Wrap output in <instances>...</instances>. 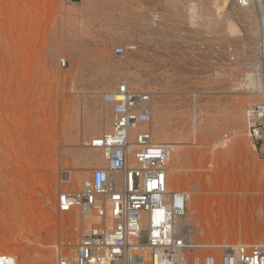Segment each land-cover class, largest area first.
Instances as JSON below:
<instances>
[{"label": "rangeland", "instance_id": "rangeland-1", "mask_svg": "<svg viewBox=\"0 0 264 264\" xmlns=\"http://www.w3.org/2000/svg\"><path fill=\"white\" fill-rule=\"evenodd\" d=\"M148 1L0 0V253L18 264L73 257L94 222L78 207L59 211L58 197L105 165L90 143L110 127L102 94L121 82L152 93V131L172 148L169 190L190 195L192 239L216 255L241 242L264 244V158L246 123L264 93L250 82L260 77L252 58L259 37L246 36L237 0ZM136 9L152 11L153 33L130 20ZM224 18L240 31L206 28L204 20ZM164 21L181 27L176 39L161 34ZM93 153L91 164L83 162ZM67 171L77 174L66 179Z\"/></svg>", "mask_w": 264, "mask_h": 264}, {"label": "built area", "instance_id": "built-area-1", "mask_svg": "<svg viewBox=\"0 0 264 264\" xmlns=\"http://www.w3.org/2000/svg\"><path fill=\"white\" fill-rule=\"evenodd\" d=\"M255 0H238L248 7ZM264 9V0H258ZM259 75L264 90V12L259 19ZM115 52L122 54L123 47ZM62 66L66 61L62 60ZM112 123L90 146L102 151L103 167H95L82 188L61 190L58 208L78 207L94 222L84 230L73 258L58 264H264V244L238 243L221 254L207 253L189 237L184 218L189 193L169 190L172 148L155 140L152 131V93L121 82L102 94ZM248 135L264 158L263 99L247 110ZM0 264H18L15 256L0 253Z\"/></svg>", "mask_w": 264, "mask_h": 264}, {"label": "bare ground", "instance_id": "bare-ground-1", "mask_svg": "<svg viewBox=\"0 0 264 264\" xmlns=\"http://www.w3.org/2000/svg\"><path fill=\"white\" fill-rule=\"evenodd\" d=\"M227 1H229V0H227ZM143 2H146V0L144 1L143 0ZM147 2H149L148 0H147ZM146 2V3H147ZM237 2V5L238 6H240V8H237L235 11H234V14L237 16V17H239V20L241 21H243L245 24H246V29H245V31H246V36L248 37V39H251L252 40V43H253V41H257L258 40V37H259V34H260V27H259V29L258 30H256V28L253 26L254 24H256V21H258V19H260V15H261V13L262 12H264V9L263 8H261L260 7V4H259V2H258V0H255V2H254V4H252V5H250V6H248V7H244V6H241V5H239V3H238V0L236 1ZM135 3V2H134ZM176 3V2H175ZM175 3H174V8L176 7L175 6ZM226 3V2H225ZM148 4V3H147ZM177 4V3H176ZM181 4V3H180ZM139 5V4H138ZM178 5H179V2H178ZM237 6V7H238ZM152 7V6H151ZM154 7V6H153ZM219 7V6H218ZM225 7V6H224ZM176 9H177V7H176ZM175 9V10H176ZM209 9V8H208ZM212 9V8H211ZM235 9V8H234ZM153 10V9H152ZM171 10H173V8L171 9ZM170 10V8L168 9V13L171 11ZM178 10H180V8L178 9ZM177 10V11H178ZM148 11H149V9H148ZM209 11H210V9H209ZM132 14H131V19L130 20H132L134 23L133 24H136V26L137 27H140V29H141V26H144V28H145V30H148V31H150V26L152 25V23H153V21H154V19H153V14H152V11L151 12H147V11H139V10H132ZM174 13H176L175 11H174ZM188 13V12H187ZM191 13H193L192 11H191ZM195 13V12H194ZM155 14V13H154ZM170 15H171V13H169ZM178 14V13H177ZM181 14V13H180ZM208 14V13H207ZM130 15V14H129ZM168 15V14H167ZM166 15V16H167ZM172 15H174V14H172ZM187 15V14H186ZM198 15V14H197ZM176 16V14L174 15V16H169V20H172L171 18H173V17H175ZM177 16H180V18H182L183 19V17H186L187 18V16H183V14H181V15H177ZM176 16V19L178 18ZM182 16V17H181ZM203 16V15H202ZM210 16V15H209ZM189 17V16H188ZM158 18V17H157ZM180 18L179 19H177V20H180ZM186 18H184L182 21H184ZM191 18H194L193 17V15L191 16ZM190 18V19H191ZM208 18V17H207ZM210 18V17H209ZM229 18V17H228ZM227 18V19H228ZM231 18V17H230ZM167 19H168V16H167ZM174 19L175 18H173V20L172 21H174ZM189 19V20H190ZM204 19V18H203ZM216 19V18H215ZM215 19H213V20H215ZM226 18H224V20H225ZM225 20V21H221L220 20V23L221 24H219L218 22H216V20L215 21H213L212 19H206V21L204 20V22H206V28H208L209 30L210 29H212L213 30V32H215V31H223V32H226V33H228V34H234V33H236V32H239L240 30L236 27V25L231 21V20ZM128 20V19H127ZM168 21V20H167ZM167 21H166V23H165V21H164V25H165V28H166V30H165V32L163 33H161V34H163V36H164V34L167 36V37H169V39H172V38H170V36L172 35H175V34H177L178 33V31L181 29V27L178 29V27L177 26H175L176 28H174L173 27V25H174V23L173 24H171V23H167ZM182 21L180 22V23H182ZM186 21V20H185ZM193 21V20H192ZM218 21V20H217ZM159 22H161V21H159ZM175 22V21H174ZM177 22V21H176ZM189 22V21H188ZM191 22V21H190ZM132 23V22H131ZM155 23L156 22H154V25H155ZM160 24V23H159ZM176 25H178V26H180L179 25V23L177 24V23H175ZM201 24H202V22H201ZM243 24V23H242ZM158 25V24H157ZM204 25V26H203ZM158 26H160V25H158ZM202 26H203V29L205 28V24L203 23L202 24ZM136 27V28H137ZM153 28V27H152ZM156 29H157V27H155ZM154 28V29H155ZM140 29L138 30V31H140ZM144 30V29H143ZM142 30V31H143ZM144 30V31H145ZM158 30V29H157ZM157 30H155V31H157ZM162 30V29H161ZM239 30V31H238ZM144 31L142 32V33H144ZM152 31H153V29H152ZM152 31H150V32H152ZM160 30H158L156 33H158ZM193 31V30H192ZM202 31V29H200V32ZM244 31V32H245ZM172 32V33H171ZM174 32V33H173ZM200 32H199V34H200ZM136 33V32H135ZM145 33H147V32H145ZM153 33V32H152ZM195 33V32H194ZM216 33V32H215ZM148 34V33H147ZM179 34H180V32H179ZM202 34V33H201ZM149 35V34H148ZM154 35V34H153ZM227 35V34H226ZM146 36V35H145ZM149 36H151V35H149ZM162 36V35H161ZM162 36V37H163ZM165 36V37H166ZM177 36H178V34H177ZM176 35L174 36V38L175 37H177ZM192 37V36H191ZM217 37V36H216ZM215 38V37H214ZM214 38H212V39H214ZM164 39V38H163ZM176 39V38H175ZM178 39V38H177ZM166 40V39H165ZM164 40V41H165ZM169 41V40H168ZM177 41V40H176ZM172 42V41H171ZM254 42V43H255ZM252 45V44H251ZM250 45V47H252L253 48V50H254V48H255V50H256V45H257V43H255L254 44V47H253V45L251 46ZM255 55H252V58H253V60H254V62H253V67H255V69H256V67L257 68H259V60H258V52H255L254 53ZM250 61V60H249ZM243 63V62H242ZM251 66H252V64H251ZM250 68V67H249ZM249 70H252L253 71V69L251 68V69H249ZM257 70V69H256ZM248 72V71H247ZM253 73V72H252ZM254 74V73H253ZM250 75V74H249ZM252 75V74H251ZM257 75H259V72H257V74H256V76ZM247 77V76H246ZM250 76H248L247 78H249ZM253 77H255V76H253ZM246 78V79H247ZM251 78V77H250ZM259 78V79H258ZM256 77L255 79H256V81H255V79H251V81L248 79V80H245L243 83L245 84V85H247V83L248 82H246V81H250L251 83H255V84H252L253 85V87H254V85H255V88L258 90L260 87L262 88L263 87V82H262V80H261V78L260 77ZM253 80V81H252ZM255 81V82H254ZM235 83V82H234ZM240 83V82H239ZM235 84H237V83H235ZM243 84V85H244ZM239 85V84H238ZM250 87V86H249ZM248 87V88H249ZM251 88V87H250ZM256 89H254L255 90V92H256ZM254 90H253V92H254ZM259 92H260V90H258ZM252 92V93H253ZM255 92L253 93L254 95H255ZM249 93V92H248ZM258 95V94H257ZM263 96V95H262ZM258 98V97H257ZM153 107H154V105L152 106V102H151V110H150V112H151V114L153 113ZM157 107V106H156ZM238 115H239V113H237ZM152 116V115H151ZM233 116V115H232ZM103 122H104V125H107V126H110V124L112 123V117H110V116H108V117H106L104 120H103ZM157 129H158V131H157V134L159 135V136H163L164 134H165V131H164V127L160 124L159 125V123H158V126H157ZM158 136V137H159ZM168 137V136H167ZM91 152V151H90ZM89 156H87V155H84L83 157H82V160H83V162H85L86 164H91L92 163V160H94V159H96V155L93 153V155L92 154H88ZM171 157H172V154H171ZM76 173V171L75 172H68L67 171V173L65 172V178L66 179H69V178H71L72 177V174H75ZM77 174V173H76ZM195 189H197V190H199L200 189V187L199 186H197ZM200 191V190H199ZM201 192V191H200ZM188 215H186V217L184 218V224L186 225V228H187V231H188V235H189V237L190 238H194L193 237V231H194V226H193V224L192 223H190L189 221H188ZM64 221V220H63ZM193 221V220H192ZM193 240V239H192ZM205 244H207L206 242H205ZM204 244V245H205ZM201 247H202V245H201ZM66 257H69V258H73L72 256H70V255H65ZM74 256V255H73Z\"/></svg>", "mask_w": 264, "mask_h": 264}]
</instances>
